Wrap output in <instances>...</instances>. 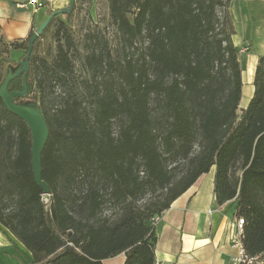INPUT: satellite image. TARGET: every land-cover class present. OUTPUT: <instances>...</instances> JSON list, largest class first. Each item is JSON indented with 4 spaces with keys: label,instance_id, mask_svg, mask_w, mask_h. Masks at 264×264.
<instances>
[{
    "label": "trees",
    "instance_id": "16d2710c",
    "mask_svg": "<svg viewBox=\"0 0 264 264\" xmlns=\"http://www.w3.org/2000/svg\"><path fill=\"white\" fill-rule=\"evenodd\" d=\"M233 1L108 0L122 56L88 33L84 76L74 71L66 32L51 62L42 34L36 39L27 95L13 102L38 103L47 125V203L33 177L30 130L0 98V226L31 264H102L121 253L124 264H153V218L212 168L217 204L234 201L244 220L245 253L264 255V54L239 113ZM33 33L10 42L24 51L19 61L0 54V83L8 69L19 71ZM22 77L9 93L22 91ZM108 206L121 208L116 218L102 216Z\"/></svg>",
    "mask_w": 264,
    "mask_h": 264
},
{
    "label": "crops",
    "instance_id": "0c3cea01",
    "mask_svg": "<svg viewBox=\"0 0 264 264\" xmlns=\"http://www.w3.org/2000/svg\"><path fill=\"white\" fill-rule=\"evenodd\" d=\"M27 1L0 0V35L5 41L26 39L29 32H35L53 12L67 9L70 4V0H48L43 8L34 12ZM256 2L258 10L241 12L243 40L238 44L233 42L239 50L242 71L239 113L252 97L257 60L264 54V0ZM250 19L255 21L253 41L249 35ZM231 24L234 37L236 32L232 20ZM242 47L245 52H241ZM213 170L201 175L158 217L154 224V261L165 264H230L238 255V249L231 243V236L236 231V204L234 201L217 204L213 192ZM125 259V254L121 253L103 260L102 264H124ZM31 262V253L0 226V264Z\"/></svg>",
    "mask_w": 264,
    "mask_h": 264
},
{
    "label": "rangeland",
    "instance_id": "374dc122",
    "mask_svg": "<svg viewBox=\"0 0 264 264\" xmlns=\"http://www.w3.org/2000/svg\"><path fill=\"white\" fill-rule=\"evenodd\" d=\"M258 8L259 5L256 0H247L244 2L241 0H234L231 3L228 14L230 16V21L232 20L236 32L235 36L233 37V42L238 44L243 40V23L241 12L244 10L248 11V9L258 10ZM222 14L223 12L220 10L219 16H222ZM67 15L68 16H66V14L60 15L58 20L47 26L42 32V56H44L49 62L54 60L59 39L62 43H64L63 34H65V32L71 38L72 43L68 48V53L73 62L74 71L78 75H85L83 59L86 54V47L90 44L86 39L88 33L94 37H100L101 39L106 40L107 47L113 57L121 58L122 47L116 28L110 19L108 0H74L73 7L67 13ZM254 24L255 21L250 19L248 27L251 41L254 40ZM59 27L60 34L56 35L57 29ZM9 44L10 42L5 41L0 35V54L14 62L19 61L24 51L22 49L13 50L10 48ZM137 48L138 50H141L143 45L138 43ZM243 49L245 48L242 47V50ZM3 71V68H0V75ZM36 104L38 106V103ZM148 199L149 196H146L144 199L137 201L135 205L137 207H141L148 201ZM120 211L121 208L119 206H108L104 209L102 216H111L112 218H116Z\"/></svg>",
    "mask_w": 264,
    "mask_h": 264
},
{
    "label": "water",
    "instance_id": "95a60500",
    "mask_svg": "<svg viewBox=\"0 0 264 264\" xmlns=\"http://www.w3.org/2000/svg\"><path fill=\"white\" fill-rule=\"evenodd\" d=\"M73 1L70 0L67 9L58 10L53 12L36 31L32 34L28 41L26 54L22 61L19 62V71L16 75L8 69L7 74L4 76L0 83V98L6 109L12 114L22 119L28 126L31 133V166L35 183L42 189L43 195H49L48 186L41 180V166L40 155L45 146L48 137L47 125L44 121L40 108L36 103H29L26 105L15 104L13 99L16 97L23 98L27 95L26 78L29 71V60L36 39L42 34L45 28L49 25L53 17L67 14L73 7ZM22 74V91L8 92V84L15 77Z\"/></svg>",
    "mask_w": 264,
    "mask_h": 264
},
{
    "label": "built area",
    "instance_id": "2783aa9c",
    "mask_svg": "<svg viewBox=\"0 0 264 264\" xmlns=\"http://www.w3.org/2000/svg\"><path fill=\"white\" fill-rule=\"evenodd\" d=\"M28 5L32 6L34 12H37L39 9L43 8L48 0H28ZM244 50H241L243 52ZM50 195H43V200L45 203L48 202ZM158 220V217H155L152 220L153 225ZM243 218H237L235 223L236 231L231 236V243L235 248L238 249V255L233 258L230 264H264V255H256V256H248L245 253V250L242 245V237H243ZM153 264H165L162 262L154 261Z\"/></svg>",
    "mask_w": 264,
    "mask_h": 264
},
{
    "label": "bare ground",
    "instance_id": "6f19581e",
    "mask_svg": "<svg viewBox=\"0 0 264 264\" xmlns=\"http://www.w3.org/2000/svg\"><path fill=\"white\" fill-rule=\"evenodd\" d=\"M253 65V64H252Z\"/></svg>",
    "mask_w": 264,
    "mask_h": 264
}]
</instances>
